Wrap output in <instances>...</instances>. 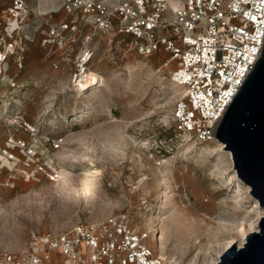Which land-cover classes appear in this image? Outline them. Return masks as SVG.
Masks as SVG:
<instances>
[{"label":"rangeland","instance_id":"1","mask_svg":"<svg viewBox=\"0 0 264 264\" xmlns=\"http://www.w3.org/2000/svg\"><path fill=\"white\" fill-rule=\"evenodd\" d=\"M13 1L0 0V52L7 57L0 66V148L15 157L0 158V251L22 252L31 233L56 236L126 214L138 231L152 232L147 244L157 253L158 229L146 224L164 216L169 227L184 222L169 248L199 255L203 264L229 237L239 245L259 231L263 210L228 160L208 154L215 142L175 141L164 53L139 56L115 34L94 35L56 0L31 3L8 38ZM86 50V68L104 79L103 88L80 87Z\"/></svg>","mask_w":264,"mask_h":264},{"label":"built area","instance_id":"2","mask_svg":"<svg viewBox=\"0 0 264 264\" xmlns=\"http://www.w3.org/2000/svg\"><path fill=\"white\" fill-rule=\"evenodd\" d=\"M40 1L12 2L8 38L24 23L29 5ZM56 1L94 35L115 34L139 56L164 53L161 68L178 89L169 127L181 145L215 142L218 123L264 47V0ZM1 157L15 158L0 148ZM151 237L120 214L56 236L31 233L22 252L0 251V264H172L147 244Z\"/></svg>","mask_w":264,"mask_h":264},{"label":"water","instance_id":"3","mask_svg":"<svg viewBox=\"0 0 264 264\" xmlns=\"http://www.w3.org/2000/svg\"><path fill=\"white\" fill-rule=\"evenodd\" d=\"M213 137L231 153L237 178L263 210L259 231L248 234L242 247L238 241L227 248L217 264H264V47Z\"/></svg>","mask_w":264,"mask_h":264},{"label":"bare ground","instance_id":"4","mask_svg":"<svg viewBox=\"0 0 264 264\" xmlns=\"http://www.w3.org/2000/svg\"><path fill=\"white\" fill-rule=\"evenodd\" d=\"M63 28L67 29L68 26H64ZM8 50H9V48H8ZM9 52H11V54H14L13 50H9ZM85 56H87V57L85 58ZM3 58H4V54L0 53V59L3 60ZM88 58H91V55H90V51L86 50L81 55L79 63H80V68L82 70V73L84 74L83 77L87 81L85 83L86 85L83 84V82L80 83V87H81V89H83L87 85L92 84V86H94V88L95 87H102L103 88L105 85L104 79L99 74H97L96 72L86 68L87 63L89 62ZM1 60H0V66H1V62H2ZM82 60L84 62H82ZM1 77H2V68L0 67V80H1ZM173 87H174V95L173 96L175 97L178 93V89L174 85H173ZM224 149L225 148H224V145L222 143L215 142L213 147H211V149L208 150L207 152H208V154L220 153L223 158H226L228 160L231 167H233V160H232L231 153L228 151H225ZM189 150L193 151L194 148L192 147ZM4 163L10 164V162L6 161V160L4 161ZM166 163H167V161L164 162V164H166ZM234 173H235V171H234ZM247 188H249V187H247ZM249 189H248V192H249ZM262 216H263V212H261L259 214L258 221L260 220V218ZM180 223L183 224L184 222L182 220H180L179 218H177V220H175V224L172 227H169L167 224V219L164 216H161V217H158L155 219L150 218L148 220V223L146 224V226L149 229L157 227L158 234L160 233L159 238L157 237L158 239H156V241H157L156 248H157L159 255L161 257H168L171 260L172 264H200L201 258H199V255L190 256V255H188L186 249H183V248L176 247L175 250H172L169 248V240L174 234L175 227L177 225H179ZM233 231H234V228L229 229V232H233ZM229 239H231V240L228 243V245L223 246L222 248H218V256L215 259H211V258L209 259L207 257H204L202 260L203 264H217L220 260V256L222 255V253L227 248H229L230 246H232L233 244L236 243V241L234 240V238L232 236L229 237ZM244 243H245V241L243 240L241 243H239V247H242Z\"/></svg>","mask_w":264,"mask_h":264}]
</instances>
